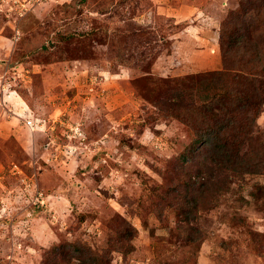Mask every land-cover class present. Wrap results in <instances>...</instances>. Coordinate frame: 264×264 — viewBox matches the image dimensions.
I'll return each mask as SVG.
<instances>
[{"label":"rangeland","instance_id":"1","mask_svg":"<svg viewBox=\"0 0 264 264\" xmlns=\"http://www.w3.org/2000/svg\"><path fill=\"white\" fill-rule=\"evenodd\" d=\"M242 4L264 46V0H0V264L74 242L110 264H264V162L240 175L202 157L189 222L159 198L198 156L152 100L232 67L220 30ZM119 216L136 233L116 251Z\"/></svg>","mask_w":264,"mask_h":264},{"label":"trees","instance_id":"2","mask_svg":"<svg viewBox=\"0 0 264 264\" xmlns=\"http://www.w3.org/2000/svg\"><path fill=\"white\" fill-rule=\"evenodd\" d=\"M73 6L74 1L65 8ZM245 13V4H242L238 15L232 14L220 30L224 67L228 63H232V67L200 79L197 87L181 85L163 99L152 100L164 116L179 121L193 134V142L182 159L189 157L192 162L193 153L198 156V171L188 170L185 177L159 196L160 204L164 206L173 208L178 204L176 215L181 217L179 221L189 222L194 217L196 203L193 195L204 191V173L199 168L202 157L220 171L240 175L258 174L264 162V135H255L264 105V46L256 43L249 28L251 22L243 21ZM245 146L250 150L242 153ZM119 220V224L112 226L111 249L116 251L123 249L136 233L126 220L121 217ZM50 251L51 256L45 264H52L58 257H68L72 252L79 254L81 264H110V251L98 254L85 243H65Z\"/></svg>","mask_w":264,"mask_h":264},{"label":"built area","instance_id":"3","mask_svg":"<svg viewBox=\"0 0 264 264\" xmlns=\"http://www.w3.org/2000/svg\"><path fill=\"white\" fill-rule=\"evenodd\" d=\"M40 1H45V0H40ZM29 124V123H28Z\"/></svg>","mask_w":264,"mask_h":264}]
</instances>
